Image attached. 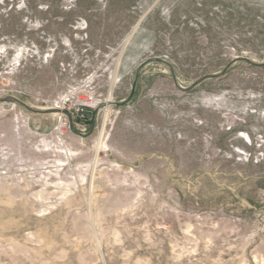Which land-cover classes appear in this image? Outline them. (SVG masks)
Instances as JSON below:
<instances>
[{
    "label": "rangeland",
    "instance_id": "374dc122",
    "mask_svg": "<svg viewBox=\"0 0 264 264\" xmlns=\"http://www.w3.org/2000/svg\"><path fill=\"white\" fill-rule=\"evenodd\" d=\"M235 57L264 0H0V264H264V67L110 107Z\"/></svg>",
    "mask_w": 264,
    "mask_h": 264
},
{
    "label": "water",
    "instance_id": "95a60500",
    "mask_svg": "<svg viewBox=\"0 0 264 264\" xmlns=\"http://www.w3.org/2000/svg\"><path fill=\"white\" fill-rule=\"evenodd\" d=\"M149 63H157V64H160L162 66L167 67L168 68V71H169V74H170L171 78L173 79V83H174L175 87L179 91L185 92V93L186 92H190L191 90L195 89L197 86H199L200 84H202L205 81L217 79V78L225 75L226 72L230 69V67H232L236 63H245V64H248V65H253V66H258V67H264V61H263V63H260L259 64V63L252 62L251 59L242 58V57H235V59L232 60L230 63H228L220 72L214 73V74L204 75L203 77H201V78L197 79L195 82H193L190 86L184 88V87H181L177 83L176 77L174 75V72H173L172 68H170V66L165 61H163L161 59H157V58L151 59L148 62L143 63V64H141L138 67L137 71L135 72V76H134V79H133V86H132V90H131L130 95L128 97H126L125 99H123L122 101H120V102L113 103V106L114 107H118V108L123 107V106H125L126 104H128L131 101V99H132V97L134 95V92H135V88H136V83H137V78H138L139 72L141 71V69L144 66H146ZM6 102H11L14 105H18L19 107L25 109L26 111L36 112V113H40V114L47 113V112H44V111L34 110V109L28 107L27 105H25L24 103L20 102L17 99H14V98L0 99V103H6Z\"/></svg>",
    "mask_w": 264,
    "mask_h": 264
},
{
    "label": "bare ground",
    "instance_id": "6f19581e",
    "mask_svg": "<svg viewBox=\"0 0 264 264\" xmlns=\"http://www.w3.org/2000/svg\"><path fill=\"white\" fill-rule=\"evenodd\" d=\"M252 62H255V59L253 60V58L251 59ZM33 107V106H32ZM110 107H113V104H110ZM55 110V108H54Z\"/></svg>",
    "mask_w": 264,
    "mask_h": 264
},
{
    "label": "trees",
    "instance_id": "16d2710c",
    "mask_svg": "<svg viewBox=\"0 0 264 264\" xmlns=\"http://www.w3.org/2000/svg\"><path fill=\"white\" fill-rule=\"evenodd\" d=\"M10 10H13V8H11Z\"/></svg>",
    "mask_w": 264,
    "mask_h": 264
},
{
    "label": "built area",
    "instance_id": "2783aa9c",
    "mask_svg": "<svg viewBox=\"0 0 264 264\" xmlns=\"http://www.w3.org/2000/svg\"><path fill=\"white\" fill-rule=\"evenodd\" d=\"M83 131H85V130H83Z\"/></svg>",
    "mask_w": 264,
    "mask_h": 264
}]
</instances>
